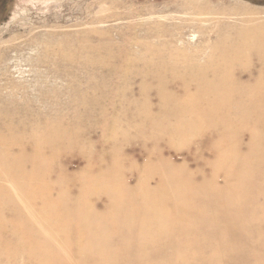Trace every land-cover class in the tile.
Listing matches in <instances>:
<instances>
[{"label":"rangeland","instance_id":"374dc122","mask_svg":"<svg viewBox=\"0 0 264 264\" xmlns=\"http://www.w3.org/2000/svg\"><path fill=\"white\" fill-rule=\"evenodd\" d=\"M248 19L264 0H0V132L36 159L0 169V264H264V127L193 114Z\"/></svg>","mask_w":264,"mask_h":264},{"label":"bare ground","instance_id":"6f19581e","mask_svg":"<svg viewBox=\"0 0 264 264\" xmlns=\"http://www.w3.org/2000/svg\"><path fill=\"white\" fill-rule=\"evenodd\" d=\"M253 21L254 19L246 21L247 25L242 27L246 32L240 33L238 41L227 39L229 43L224 45L227 50L221 56V63L226 67V76L229 78H221V75H219L220 79L218 82L215 78L216 72H213L211 74L213 77L209 79V86L200 90L194 97L197 99L198 105L194 108L193 114H196L199 118L203 116L200 114L203 107L208 108V111L206 110L208 115H211L210 118L214 119L216 118L217 110H227V107L218 108L215 104L217 101L221 99L227 104V102L236 99L238 101L237 104L247 112V114L244 113L243 115V117H248L246 121H257L259 125L264 127V87L261 79L264 75L262 70L260 69V79L255 82L256 86L251 82L242 80L240 76L234 75L235 71L239 74L242 73L240 67H237L234 71H229L232 67L235 68L237 60L243 56L251 61L253 58H258L261 64L264 61V27H261V25H249ZM184 95L188 97L187 93H184ZM192 101L193 99L188 101L187 98H183V108H190V106L186 105L188 103L191 104ZM246 125L247 123H245ZM15 146L19 149L14 148ZM35 161L36 159L30 157L26 150H23L18 144L6 141L4 134L0 132V169L9 170L17 166L27 169Z\"/></svg>","mask_w":264,"mask_h":264}]
</instances>
